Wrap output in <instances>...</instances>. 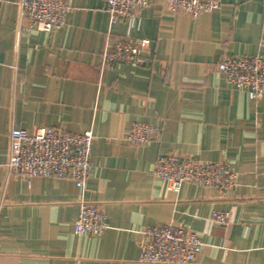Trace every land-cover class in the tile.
I'll return each instance as SVG.
<instances>
[{"label":"crops","instance_id":"crops-1","mask_svg":"<svg viewBox=\"0 0 264 264\" xmlns=\"http://www.w3.org/2000/svg\"><path fill=\"white\" fill-rule=\"evenodd\" d=\"M64 24L29 31L18 0H0V264H140L141 232L175 224L206 244L191 264H264V94L251 99L219 71L227 56L264 53V0H222L193 19L151 0L111 23L104 0H65ZM146 43V65L103 66L108 42ZM135 122L157 129L133 145ZM92 130L84 197L109 228L76 234L81 191L70 179L25 178L7 163L14 128ZM162 154L224 162L235 190L155 174ZM216 211L229 223H214Z\"/></svg>","mask_w":264,"mask_h":264},{"label":"built area","instance_id":"built-area-1","mask_svg":"<svg viewBox=\"0 0 264 264\" xmlns=\"http://www.w3.org/2000/svg\"><path fill=\"white\" fill-rule=\"evenodd\" d=\"M112 24L122 20L133 23L140 11L151 0H104ZM174 13L198 19L217 11L222 0H165ZM20 18L26 21L29 31L50 33L64 24L65 0H18ZM145 42L120 40L108 42L103 54V66L120 63L146 65L151 62L144 56ZM219 71L229 84L245 91L251 99L264 94V53L253 56H227L218 64ZM157 129L148 123L135 122L128 138L133 145H143L154 139ZM95 135L92 130L81 133L63 127H43L35 132L14 128L10 135V152L7 167L10 173L25 178H54L73 180L81 191V207L75 231L80 236H100L108 228L105 213L84 194L92 174V150ZM155 174L167 189L180 191L185 183L215 187L221 193L235 190L237 174L224 162H202L192 156L162 154L158 157ZM214 223L226 225L229 215L213 213ZM206 244L195 231L167 224L141 232L140 264H191L203 253Z\"/></svg>","mask_w":264,"mask_h":264}]
</instances>
